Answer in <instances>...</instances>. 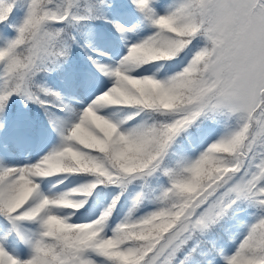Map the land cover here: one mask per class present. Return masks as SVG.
<instances>
[{"label":"snow or ice","instance_id":"obj_1","mask_svg":"<svg viewBox=\"0 0 264 264\" xmlns=\"http://www.w3.org/2000/svg\"><path fill=\"white\" fill-rule=\"evenodd\" d=\"M0 264H264V0H0Z\"/></svg>","mask_w":264,"mask_h":264}]
</instances>
